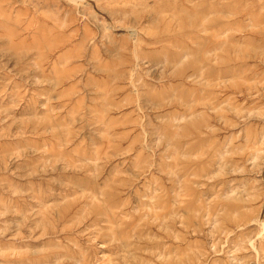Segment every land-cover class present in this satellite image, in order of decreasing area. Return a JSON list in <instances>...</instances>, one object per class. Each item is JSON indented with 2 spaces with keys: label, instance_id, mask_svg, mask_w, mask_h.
<instances>
[{
  "label": "rangeland",
  "instance_id": "obj_1",
  "mask_svg": "<svg viewBox=\"0 0 264 264\" xmlns=\"http://www.w3.org/2000/svg\"><path fill=\"white\" fill-rule=\"evenodd\" d=\"M0 264H264V0H0Z\"/></svg>",
  "mask_w": 264,
  "mask_h": 264
}]
</instances>
